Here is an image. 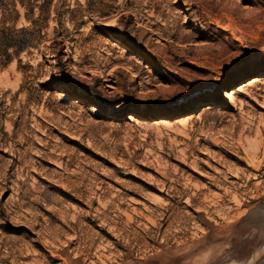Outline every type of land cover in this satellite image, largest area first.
Segmentation results:
<instances>
[{
  "label": "rangeland",
  "instance_id": "374dc122",
  "mask_svg": "<svg viewBox=\"0 0 264 264\" xmlns=\"http://www.w3.org/2000/svg\"><path fill=\"white\" fill-rule=\"evenodd\" d=\"M0 264H264V0H0Z\"/></svg>",
  "mask_w": 264,
  "mask_h": 264
},
{
  "label": "trees",
  "instance_id": "16d2710c",
  "mask_svg": "<svg viewBox=\"0 0 264 264\" xmlns=\"http://www.w3.org/2000/svg\"><path fill=\"white\" fill-rule=\"evenodd\" d=\"M23 28L0 29V63L10 62L13 56H17L30 43V39L23 38L20 34Z\"/></svg>",
  "mask_w": 264,
  "mask_h": 264
}]
</instances>
